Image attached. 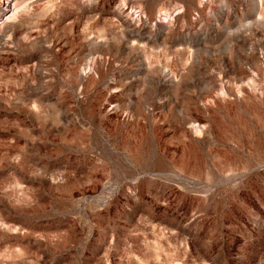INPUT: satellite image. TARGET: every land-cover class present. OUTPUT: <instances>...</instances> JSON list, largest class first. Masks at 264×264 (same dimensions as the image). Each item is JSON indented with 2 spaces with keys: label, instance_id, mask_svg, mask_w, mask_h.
<instances>
[{
  "label": "rangeland",
  "instance_id": "obj_1",
  "mask_svg": "<svg viewBox=\"0 0 264 264\" xmlns=\"http://www.w3.org/2000/svg\"><path fill=\"white\" fill-rule=\"evenodd\" d=\"M0 264H264V0H0Z\"/></svg>",
  "mask_w": 264,
  "mask_h": 264
}]
</instances>
